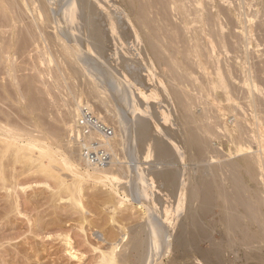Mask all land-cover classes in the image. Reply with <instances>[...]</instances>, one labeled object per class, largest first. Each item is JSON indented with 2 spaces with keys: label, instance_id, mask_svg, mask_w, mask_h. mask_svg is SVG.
<instances>
[{
  "label": "bare ground",
  "instance_id": "6f19581e",
  "mask_svg": "<svg viewBox=\"0 0 264 264\" xmlns=\"http://www.w3.org/2000/svg\"><path fill=\"white\" fill-rule=\"evenodd\" d=\"M119 40L132 43L125 56ZM253 46L264 51V0H0V180L11 163L47 170L61 161L73 181L56 174L67 193L57 200L85 214L84 184L127 178L113 212L130 201L147 216L95 246L99 264H162L170 251L171 264H264V52L253 70ZM128 78L151 99L133 104ZM47 95L61 102L67 134L84 105L114 119L109 166L86 162L70 134L53 148L60 129L39 119L53 109L42 108ZM125 144L130 161L145 145L155 161L177 156L138 172L122 161ZM63 241L76 257L69 235Z\"/></svg>",
  "mask_w": 264,
  "mask_h": 264
},
{
  "label": "rangeland",
  "instance_id": "374dc122",
  "mask_svg": "<svg viewBox=\"0 0 264 264\" xmlns=\"http://www.w3.org/2000/svg\"><path fill=\"white\" fill-rule=\"evenodd\" d=\"M236 1L237 0H232L233 4ZM51 29L50 31L54 32V30H51ZM119 42L116 41V44L119 43L118 45H116V48H118L117 51L119 50L117 54L120 53L125 56L126 49L129 48L132 43L127 40H121V41L119 40ZM121 42H124V43H121ZM253 47L252 49L250 48L251 50H249V52L251 51V53H248V58L250 56V58L248 59V65L250 67L255 66L253 67L254 69L252 68L253 70H259L261 56L258 60L257 57H259V54L257 53L260 52V54L263 56L264 51L261 53L260 50L263 48L260 46L257 47V49L259 48L258 51L255 49L256 46L254 48ZM252 52H254V54ZM112 54L114 55V53ZM26 56L27 55H25L24 58L28 60ZM50 57H48V59H52V56ZM26 59L24 61H26ZM19 60L22 62V58H20ZM29 60L33 62V59H31L30 57H29ZM256 60H258V63H255ZM30 61L28 62V64L31 63ZM26 62L25 64H27ZM22 64L24 63L22 62ZM31 71L32 70L28 69L27 73L25 71L24 73L29 75L33 72ZM130 82H131V79L128 78V83L129 85L131 84L130 86L131 88H133L132 89L133 104H135L136 102V105H137V101L141 99V97L144 99H151L152 96L148 92H145L144 90L139 91L140 89L138 90V88L135 85H133L132 82L131 83ZM136 92L139 95H137ZM31 93L29 95H34V96L32 97L30 96V99L32 98L35 100L36 92L34 91L33 94ZM55 94L57 93L55 92ZM49 96L48 95L44 96V97H48L47 99L46 98L44 99V97H42L44 100H42V98L40 99V97L36 100L39 101L40 99V101L48 102L46 100H50ZM53 96L51 97L52 98L56 97V96L54 97ZM57 97L60 99V96H58V94H57ZM30 99H29V102L32 103L33 101L32 99L31 100ZM51 101L52 100H50L48 104L46 105L43 104L41 106L39 104L40 102L35 101V103H37L35 107H38V106L42 107L45 105L44 107H42V108H45L47 105H49L48 109L49 108L54 109L50 111L51 114L47 113L48 111L47 112L45 111V114H48V115L41 114L42 113L41 109L38 110V111H41V113H39L38 111L37 113H39V115H41L44 118L43 119L41 116L38 115L39 117H41L39 118L40 121L42 122L43 120V123L45 126L44 129H46V125L50 124L53 121L52 127H56L61 130L60 131L54 128L55 130H58L60 132L59 136L62 135V137L57 138L58 142L55 144H52L55 150L61 151L60 144L63 145L66 143V140H68L67 137H69L70 133L67 134L68 133L67 128L66 126L64 127L65 122H62L64 121V119H63V116H61L63 114L62 112L63 108H62L61 102H60L61 105L59 104V106L62 110H60L59 106L57 105V103L59 102H57L56 100L55 101L57 103L53 101V103L55 104V107H53L54 104L51 103ZM4 105L5 104L2 105L3 108L4 107L7 109L10 108L9 109V111L11 110L10 113H12V111L15 110V108L14 110L11 109L12 108L11 105L13 104H11L10 107H9V104L7 105L8 107ZM56 107H58L57 108L58 110L56 109ZM116 111H119L118 107L116 108ZM96 113L99 114L100 116H104L105 114V112L103 111L98 113V110ZM22 114L23 113H21L20 116ZM15 115L13 118H15ZM231 115L233 116V113ZM20 116L18 115L17 117H20ZM22 116L26 119L25 115H22ZM48 116L50 118H48ZM47 118L50 120L54 118L55 121L52 120L50 122V120L49 121L47 120L48 123L46 124ZM165 118H161L163 119L162 121L161 119L156 120V125H157L156 129H163L160 127H163L164 123L168 124L170 122V117L169 119L167 117ZM19 119L20 118H18V120ZM113 120L114 119H110V118L105 119V121L108 122V124H110L111 126H113L114 124ZM54 124H56L57 126ZM159 125L160 127H158ZM51 129L54 131L53 128ZM51 129L49 128V130L48 129L47 130L51 131ZM156 129L153 131L152 135L157 134L158 131ZM65 130H66V133H65ZM51 133H54V132H51ZM56 144L59 146H57ZM145 146L142 149V151H140V153L141 152L142 153L139 154L138 156L139 159L137 158L134 161L133 160L130 161L131 159H130V156L128 155V151L126 150V144L123 147H119L120 149L119 154L123 157L122 161H124L125 163H129V162L135 163V168L137 169L136 171L138 172L139 171L142 172V170L143 171L144 170L148 171L149 169L152 170L153 166L157 168L158 167L157 164L160 159L159 160L157 159V161H155L156 157L155 158L151 157L152 159L150 157L148 158L147 149H145ZM57 147L58 149H56ZM220 147H221L220 151L222 150V152L229 151L228 148L224 145H220L219 148ZM34 151L38 153V149ZM9 152L10 154H6V156L8 155L12 159V157L10 156L12 155V153L11 151ZM173 154H172V157L177 156L176 153H175L176 154L175 156H173ZM172 157L170 158L171 160L167 157L165 158L169 159L170 161L168 160L167 162L170 163L174 161L175 159ZM6 158L7 157H4L3 161L6 160ZM58 158H61V156ZM47 160L48 159H45V161ZM161 160L164 163H167L166 161H164L165 159L164 160L161 159ZM161 160L159 162H162ZM8 161L11 162V160H8ZM60 162L61 161H58V163ZM58 163L55 162L54 166L47 170H44V169L39 170V168L37 169L34 164H32V167H31L29 166L31 165L30 162L29 164L25 162L22 165L21 163L20 164L17 163V165H15V168L13 167L11 163L12 166L8 165L7 167L4 168L6 169V172L4 173H7V176L5 178L6 182L3 180H0V264H99L98 261H99V256H100V249H96L95 246L101 247V249H106L109 246L108 245L109 242L111 243V241L113 242L119 238L122 232L120 230L122 229L121 228L122 225L124 226L123 228L127 229L126 226L130 227L132 223L135 224L139 222L141 219L143 220L144 217L147 216L146 214H144L145 210L144 211L140 210L142 208L140 206L137 207L138 204L136 203L132 204V202L130 201L126 202V205L123 206L122 208L115 209L113 212V208L115 207V205H117L119 196L121 195L126 198V195H125L126 193H124V189H125L124 185L126 184L124 183L125 181L127 182L128 179L125 178L123 180L122 178L124 177L117 178V180H113L111 182L108 180L107 183L94 184L92 182L91 183L88 182L84 184V189L82 191L83 192L82 199L84 201V205L86 206L85 214L82 213L81 211H78L79 209L76 210L74 207H72L68 201L57 200V198H59L58 193L59 194L61 193L64 196H66L67 193L63 191L64 187H62L63 190H61V188L58 189L59 188L58 184L60 183L59 182L60 180L56 178V174L57 175L62 174L63 176L62 175L61 176L63 177V179H65L67 183H71L73 181V177H71L72 172H70V170H68L63 163L61 164H58ZM152 163L153 164L155 163V165H153ZM185 165H188V164L185 163ZM17 184H19L20 187ZM4 186L6 188H4ZM10 186L12 187V189L7 188ZM22 186L26 187L27 189L25 188V190H21ZM121 186L124 188H122ZM155 191H157V189ZM169 198L168 199L166 198L167 202H165V204H169L172 210L174 207V210H173L174 212L176 204L174 203L175 205L172 206L173 204L172 201L174 200L176 201V199L173 197H169ZM168 200H170L169 202L172 204L168 203ZM178 219L180 220V218ZM179 220L178 222H180ZM173 232L175 233V230H173ZM63 235H69V237L71 238L74 251H76L77 253L76 257H71L69 252L66 251L65 249L66 246L63 241ZM103 238H105V241L102 240ZM173 254L175 253H173V251L172 252L170 251V253L163 258L162 264H169V263L171 264V261L174 258ZM171 256L173 258H170ZM231 256L233 258L234 255L232 254Z\"/></svg>",
  "mask_w": 264,
  "mask_h": 264
},
{
  "label": "built area",
  "instance_id": "2783aa9c",
  "mask_svg": "<svg viewBox=\"0 0 264 264\" xmlns=\"http://www.w3.org/2000/svg\"><path fill=\"white\" fill-rule=\"evenodd\" d=\"M70 135L82 158L91 166L103 168L111 164L112 153L106 141L114 135L113 127L90 106L81 107Z\"/></svg>",
  "mask_w": 264,
  "mask_h": 264
}]
</instances>
